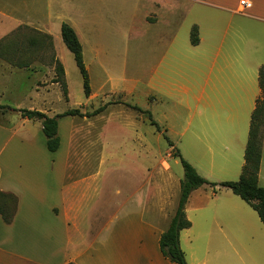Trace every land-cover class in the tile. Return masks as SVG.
Masks as SVG:
<instances>
[{
    "label": "rangeland",
    "instance_id": "rangeland-1",
    "mask_svg": "<svg viewBox=\"0 0 264 264\" xmlns=\"http://www.w3.org/2000/svg\"><path fill=\"white\" fill-rule=\"evenodd\" d=\"M62 1L0 0V42L12 41V35L20 34L14 40L18 48L21 44L28 45L31 40L36 41L33 48L40 49L29 55L32 63L27 69L12 67L0 58L1 74L10 67L15 70L5 79L0 76L3 79L0 82V105L29 109L30 102L24 98L29 92L32 97L31 94L38 91L47 102L45 108L57 115L78 110L83 117H72L76 140L74 152L86 155L100 153L99 146H91L86 140L94 141L100 131V121L96 118L101 114L90 115L106 105L109 108L105 111L106 116L132 124L135 137L141 138V160L134 156L138 154V147L132 151L130 141L122 147L112 145L110 148V153L125 155L127 159L121 163L110 162L107 166L126 169L129 174L124 179L122 174L110 178L109 188L133 189L139 184L138 167H141L140 184L144 178L147 183L144 168L149 167L150 199L156 194L154 202L164 204L172 215L179 198L183 168L180 160L173 157L174 150L168 146L163 134L208 182L237 181L244 164L252 108L234 82H216L213 76L212 82L206 86L203 82L207 56L221 37L225 19L216 16L217 12L212 9L180 0L174 2L171 10H152L149 0H102L99 4H92V10H99L85 14L74 10L77 17H73L70 4ZM75 5L86 12L89 4L86 7L84 2ZM150 14L158 18L157 22H145V17ZM69 18L77 26L81 40L85 36L91 44L92 52L83 48V62L90 82L88 97L84 95L73 56L63 44L60 32L55 31L59 19ZM46 26L51 27L49 30L54 37H51V49H46L45 45L41 49L39 35L29 31L46 29ZM194 27L198 38H202L198 47L191 45ZM236 30L232 24L230 35L235 34L233 39L239 49L247 52L253 60L261 58L264 61V55L248 49L246 30ZM4 43L1 46L4 47ZM228 43L229 38L226 45ZM57 61L65 71L63 77L56 69ZM37 71L44 76L42 79ZM254 72V93H257L258 70ZM114 78L119 79L118 83H114L115 80L106 83L107 79ZM245 83L244 87L251 85ZM113 84L117 87H112ZM202 87L204 95L198 100ZM235 91L236 96L239 95L236 98L231 94ZM120 92H130V95ZM38 102L35 95L33 103ZM231 102L234 106L230 108ZM126 104L150 111L160 126V133L142 114ZM0 114H8L10 121L19 116L11 111H0ZM37 123L34 121L28 127L32 129ZM64 124L61 121L62 127ZM262 151L258 172L260 187H264V147ZM44 152L45 156L50 153L45 146ZM153 204L152 201L150 212ZM187 207H196L189 213L191 227L183 230L179 237L187 264H264V225L256 212L230 190L218 185L202 186L190 194Z\"/></svg>",
    "mask_w": 264,
    "mask_h": 264
},
{
    "label": "crops",
    "instance_id": "crops-1",
    "mask_svg": "<svg viewBox=\"0 0 264 264\" xmlns=\"http://www.w3.org/2000/svg\"><path fill=\"white\" fill-rule=\"evenodd\" d=\"M101 1L62 2H68L72 16L77 17L76 12L85 14L87 11L93 13L99 10L100 8L92 10V4H99ZM149 1L152 10H171L174 2L178 0ZM180 1L212 9L217 12L216 16L227 20L222 24L221 37L207 56L203 82L206 86L212 82V76L216 82H234L236 88L246 95V103L253 112L261 93L259 82L258 91L254 93L253 74L255 69L259 70L264 66V61L261 58L253 60L247 52L241 51L233 39L235 34L230 35V31L232 24L237 28L235 32L246 30L248 49L252 48L253 51L264 55V0ZM79 2H84L85 7L89 4L86 12L75 5ZM242 2L245 5H242ZM157 19L155 15L150 14L145 17V22H157ZM59 20L61 21L56 25L55 31L59 33L61 24L67 23L77 35L82 47V56L84 47L90 52L89 40L85 36L81 40L82 36L80 37L71 18ZM45 28L35 30L53 37L49 30L51 27ZM252 36L255 38L252 39ZM228 38L229 43L226 45ZM201 42L202 38H198V44L191 45L198 47ZM10 68L5 74L0 73L3 79L14 73L15 70ZM0 71H3L1 67ZM42 77L44 76L40 74L41 79ZM3 79H0V82ZM118 80L107 79L106 83H118ZM245 82L251 85L244 87ZM112 87L117 86L113 84ZM119 94L128 96L130 92ZM231 94L235 98L239 96H236V91ZM31 95L32 97L29 92L24 98L31 105L27 110L39 111L52 117L57 115L55 111L45 108L47 102L41 93L35 91ZM35 95L39 99L36 104L33 103ZM203 95L204 87L198 92V100ZM228 106L231 108L234 103L231 102ZM106 108L100 113L101 117L96 118L100 121L97 138L94 141L86 140L89 145L100 147L98 155L74 152L76 140L72 117L58 119L59 148L45 156L46 139L40 123H37L36 127L32 124L34 127L31 129L28 126L34 121L23 119L20 115L10 121L8 114H0V192L12 194L17 198L12 222L7 225L0 216V264H174L164 258L159 249L160 236L167 229L174 214H170L164 204L157 205L154 202L156 194L150 199V168H144V177L147 178L148 184L145 178L140 184L141 167H138L139 184L133 189L126 191L117 187L109 188L110 178L114 179L122 174L124 179L129 174L125 172L126 169L118 170L115 166H107L110 162L121 163L127 159L125 155L110 153V148L112 145L122 147L121 145L130 141L133 143L132 151L134 147H138V154L134 156L141 160V138L135 137L132 124L106 116L105 111L109 109ZM61 121L65 123L63 127ZM261 144L262 158L264 127ZM152 201L154 204L150 212ZM187 203L188 200L184 213L189 221V213L196 210V207L188 208Z\"/></svg>",
    "mask_w": 264,
    "mask_h": 264
},
{
    "label": "trees",
    "instance_id": "trees-1",
    "mask_svg": "<svg viewBox=\"0 0 264 264\" xmlns=\"http://www.w3.org/2000/svg\"><path fill=\"white\" fill-rule=\"evenodd\" d=\"M29 31L39 35L42 42L38 41V44L40 45L41 49L44 48V45L45 48L47 47L46 49H48V47L49 49L52 48V38L50 35L41 33L37 30H35V32L34 30L29 29ZM12 36H14L12 38L15 40L20 36V34ZM60 36L63 44L73 56L75 65L82 79L84 95L85 97H88L90 94L89 75L83 62L82 47L77 35L67 23H62L60 27ZM14 40L0 42V51L2 50L0 52V58L4 59L12 67L18 69H27L32 63L29 60V55L34 52L35 49H40L33 48V44L36 41L32 42L30 40L27 42L29 43L28 45L21 44V46L18 48V43L16 42V44ZM2 43H4V47L1 46ZM191 44L194 46L198 44L197 29L195 27L191 33ZM3 52L5 53L4 55L2 54ZM7 52L11 54V57H8ZM56 69L63 77L64 69L61 63L58 61L56 64ZM258 82L261 93L255 102L254 110L250 116L248 139L244 151V165L242 167L241 175L237 181L222 182L219 184L208 182L206 179L202 178L187 161L182 158L180 152L174 147L173 143L168 140L165 134H163L168 146L174 150L173 157L180 160L181 166L183 168V179L180 181L179 185V198L174 216L170 220L167 229L161 234L159 239V249L162 256L174 264H187L184 253L180 249L179 245L180 232L191 227V223L185 217L184 207L190 194L202 186L207 185L210 187H215L218 185L221 188L230 190L233 195L239 197L256 212L260 223L264 225V187H260L258 185V172L261 159V130L264 125V66L260 67L258 70ZM127 106L142 114L149 121L150 125L155 127L156 132L160 133V126L156 123V121L153 120L150 111L143 110L137 106ZM105 107L106 105L98 108L90 116H95L101 113ZM0 111L18 112L20 117L23 119L38 121L40 123L42 133L46 139V149L50 153L56 152L60 145L57 134L58 119L74 116L83 117V115L75 109L68 110L53 117H49L46 114L35 110H16L14 108L1 105ZM16 205L17 198L14 195L0 192V216L5 224L8 225L12 222L16 211Z\"/></svg>",
    "mask_w": 264,
    "mask_h": 264
},
{
    "label": "built area",
    "instance_id": "built-area-1",
    "mask_svg": "<svg viewBox=\"0 0 264 264\" xmlns=\"http://www.w3.org/2000/svg\"><path fill=\"white\" fill-rule=\"evenodd\" d=\"M242 5H245V3H244V2H242Z\"/></svg>",
    "mask_w": 264,
    "mask_h": 264
}]
</instances>
